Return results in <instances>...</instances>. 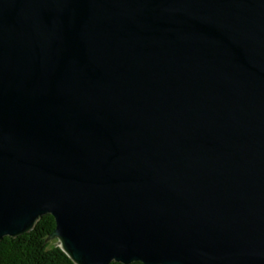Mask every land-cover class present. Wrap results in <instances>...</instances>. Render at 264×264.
Segmentation results:
<instances>
[{"label": "water", "instance_id": "95a60500", "mask_svg": "<svg viewBox=\"0 0 264 264\" xmlns=\"http://www.w3.org/2000/svg\"><path fill=\"white\" fill-rule=\"evenodd\" d=\"M45 214L75 264H264V0H0V240Z\"/></svg>", "mask_w": 264, "mask_h": 264}, {"label": "trees", "instance_id": "16d2710c", "mask_svg": "<svg viewBox=\"0 0 264 264\" xmlns=\"http://www.w3.org/2000/svg\"><path fill=\"white\" fill-rule=\"evenodd\" d=\"M54 227L53 217L45 214L29 231L13 238L4 236L0 240V264H75L59 246H50L47 241L42 244ZM109 264L122 263L111 261Z\"/></svg>", "mask_w": 264, "mask_h": 264}, {"label": "rangeland", "instance_id": "374dc122", "mask_svg": "<svg viewBox=\"0 0 264 264\" xmlns=\"http://www.w3.org/2000/svg\"><path fill=\"white\" fill-rule=\"evenodd\" d=\"M47 242H50V246H54L53 243H56L57 241L55 239H50V240H47Z\"/></svg>", "mask_w": 264, "mask_h": 264}]
</instances>
